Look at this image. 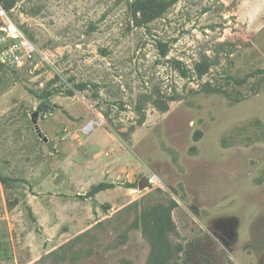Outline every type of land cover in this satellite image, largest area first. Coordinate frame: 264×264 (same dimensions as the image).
Listing matches in <instances>:
<instances>
[{
    "label": "rangeland",
    "instance_id": "374dc122",
    "mask_svg": "<svg viewBox=\"0 0 264 264\" xmlns=\"http://www.w3.org/2000/svg\"><path fill=\"white\" fill-rule=\"evenodd\" d=\"M0 5V264H264V0Z\"/></svg>",
    "mask_w": 264,
    "mask_h": 264
},
{
    "label": "built area",
    "instance_id": "2783aa9c",
    "mask_svg": "<svg viewBox=\"0 0 264 264\" xmlns=\"http://www.w3.org/2000/svg\"><path fill=\"white\" fill-rule=\"evenodd\" d=\"M0 62L16 67L24 66L36 54L31 40L9 18L0 5Z\"/></svg>",
    "mask_w": 264,
    "mask_h": 264
},
{
    "label": "trees",
    "instance_id": "16d2710c",
    "mask_svg": "<svg viewBox=\"0 0 264 264\" xmlns=\"http://www.w3.org/2000/svg\"><path fill=\"white\" fill-rule=\"evenodd\" d=\"M27 38L31 40L30 37L27 36ZM105 188L104 185H99L95 189L100 191ZM164 232V229L157 228L153 235H151V239L149 238L152 244V250L146 264H168L170 261L173 262L172 253L168 248Z\"/></svg>",
    "mask_w": 264,
    "mask_h": 264
},
{
    "label": "water",
    "instance_id": "95a60500",
    "mask_svg": "<svg viewBox=\"0 0 264 264\" xmlns=\"http://www.w3.org/2000/svg\"><path fill=\"white\" fill-rule=\"evenodd\" d=\"M37 117H38V114L37 113H33L31 115V121L32 123L34 124V129H35V132L38 136L39 139H41L42 142L46 143L49 147H53V143L51 141H49L43 134L42 132L39 130L37 124H36V121H37ZM149 186V180L145 177H142L138 183H137V188L139 190L141 189H144L145 187H148Z\"/></svg>",
    "mask_w": 264,
    "mask_h": 264
}]
</instances>
